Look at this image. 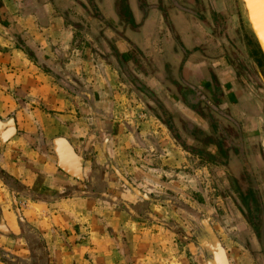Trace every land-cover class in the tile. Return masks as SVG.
<instances>
[{
	"label": "crops",
	"instance_id": "0c3cea01",
	"mask_svg": "<svg viewBox=\"0 0 264 264\" xmlns=\"http://www.w3.org/2000/svg\"><path fill=\"white\" fill-rule=\"evenodd\" d=\"M174 1L0 0V264H227L218 217L200 236L216 237L211 248L177 230L190 221L177 204L199 209L173 197L187 189L173 178L176 160L190 147L264 153V105L225 56L223 26L233 35L235 24L209 21L224 18L222 6ZM214 87L240 127L216 115L238 136L216 128L227 152L179 139L172 121L212 134L190 95L215 99Z\"/></svg>",
	"mask_w": 264,
	"mask_h": 264
},
{
	"label": "rangeland",
	"instance_id": "374dc122",
	"mask_svg": "<svg viewBox=\"0 0 264 264\" xmlns=\"http://www.w3.org/2000/svg\"><path fill=\"white\" fill-rule=\"evenodd\" d=\"M182 2L187 4V6L194 11H196L199 5H207L204 1V3L200 4L199 0H190V2L187 0V2ZM209 6H222V13L224 12V18L219 17V19L214 18L210 14V22L213 21L219 26L224 24L222 21L223 19L226 21V25L228 22L235 24L236 28L233 30V35H229L226 31L228 25L226 27L225 25L223 26L226 44V49L224 50L225 56L230 60L232 57L234 59V61L232 60L231 62L238 75V83H240L242 88L251 86L249 89H251L250 91L253 96H255L256 101L264 105V79L262 80L259 77L254 67L255 58L253 48L257 49L258 47L250 33L240 23L236 1L214 0L213 3H209ZM248 40L253 42L254 47H250ZM245 41L247 49L242 50ZM257 50H259V48ZM238 56L242 57L245 61L249 59L251 64L249 62H243V64L239 63ZM243 70H245L247 74L255 72L257 82L252 78L251 85L248 84V77ZM260 72L264 77V67ZM209 91L214 92L215 99L220 97L219 90H217L216 87H214L212 91ZM219 101L221 102V100L217 99L216 103L219 104ZM197 112L200 114L199 111ZM159 113L161 117L162 113ZM227 115L230 116V114ZM203 116H206V118ZM203 116L200 117L206 123L208 122L210 127L212 126L214 128L212 134L208 136L204 134L201 135L198 130L193 131V134H188L185 124L176 115V117L174 116V119H172V121L177 124L175 130L178 135L176 136L184 141L187 140L188 136H194L198 139H202L203 145H209V149H213L214 146L216 147V145H219L221 150L227 152L228 146L224 141L226 139H223L221 135L216 136V125L219 123L220 127L226 132L227 138H232L234 141L237 139L235 142H238V136L235 130L229 127V125L225 126L216 116L213 117L209 114H203ZM164 118L167 119V117ZM164 118L162 117V121L165 122ZM242 141L241 139V142ZM186 143L187 142L181 141L182 145H178L183 146L186 145ZM238 144L239 143H236V145ZM178 145L176 143L178 151L187 153V151L180 149ZM193 145L194 144H192V146ZM241 146L243 147V144H241ZM189 150L192 153L187 154L191 155V158L182 156L179 161L177 156L176 161L179 167L176 169V177H173L175 178V182L186 184L187 189L184 191L183 189H179L176 185L177 190H174L173 197L180 199V196H183V200L188 197V200H193L194 203H197L199 210H197L196 207H182V205L177 204L175 207L176 210L184 214L185 217L190 220L188 224L177 223V230L180 232H183V230L189 232V230L192 229L196 231L198 233L197 237L193 235L191 237V242L193 244H195V242H198V244L204 242L203 244L209 247L207 243L215 246L218 241H220L219 251H222L220 254L224 256L223 260L225 263L227 262V264H264V153H246V156L245 153H243V157H240V153H237L236 148L233 149L234 152L232 151V153L226 154L212 153L206 150L202 151L194 147H190ZM226 155L230 158H227ZM253 155L256 156L253 157ZM214 159H218V161L223 159L229 171L223 173L218 172L220 170H217L219 167L218 164L215 163L218 161H214ZM159 165L164 170L167 168L165 162L162 160H159ZM202 168H206L207 170L204 171ZM206 202L210 204L208 213H212L210 214L212 216H208L204 210ZM200 215L208 216L210 218L209 222L206 223L204 220L201 222ZM214 217L219 218L220 227H218L221 230L219 240L217 241L215 236L208 238L200 237L206 225L208 226V224L213 225V223H216V221L212 219ZM211 219L212 221H210ZM179 240L182 241V244H179V246H184V243L187 244L184 242V238ZM209 248H211V246ZM212 256L208 257L210 261H212Z\"/></svg>",
	"mask_w": 264,
	"mask_h": 264
},
{
	"label": "water",
	"instance_id": "95a60500",
	"mask_svg": "<svg viewBox=\"0 0 264 264\" xmlns=\"http://www.w3.org/2000/svg\"><path fill=\"white\" fill-rule=\"evenodd\" d=\"M173 4L176 5L174 0H171ZM236 1V8L239 15V20L242 26L247 29L250 33L251 37L254 39L257 47L260 50L261 55L264 58V0H235ZM254 67L256 72L258 73L259 77L263 80L264 77L262 76L260 69L256 63H254ZM246 73V76L249 80H251L250 74L243 70ZM252 82V80H251ZM135 83V81H134ZM143 90L144 94L150 98L152 95L149 93L148 90L145 88L140 87ZM193 97L197 100L198 103H204L206 108L208 109V114L215 117L216 115L227 120L233 126L237 128L240 133V127L236 121H234L229 115L222 112L217 104L216 101L218 98L214 99H207L204 94L196 91L195 89L192 90ZM263 93V92H262ZM215 101V102H214ZM219 130H222L219 123L216 125ZM181 144V142H180Z\"/></svg>",
	"mask_w": 264,
	"mask_h": 264
},
{
	"label": "flooded vegetation",
	"instance_id": "af4514ba",
	"mask_svg": "<svg viewBox=\"0 0 264 264\" xmlns=\"http://www.w3.org/2000/svg\"><path fill=\"white\" fill-rule=\"evenodd\" d=\"M262 58H263V56H262ZM263 61H264V58H263ZM191 134H193V133H191ZM187 138H188V139H191V140H193V141H194V140H197V142H199L198 138H196V137H194V136H193V137L188 136ZM200 140H201V139H200ZM224 154H226V153H224ZM226 156H227V158H230L228 155H226ZM214 161H216V159H214Z\"/></svg>",
	"mask_w": 264,
	"mask_h": 264
},
{
	"label": "trees",
	"instance_id": "16d2710c",
	"mask_svg": "<svg viewBox=\"0 0 264 264\" xmlns=\"http://www.w3.org/2000/svg\"><path fill=\"white\" fill-rule=\"evenodd\" d=\"M193 131H195V130H194V129H191L190 127L186 128V132H187L188 134L193 133Z\"/></svg>",
	"mask_w": 264,
	"mask_h": 264
}]
</instances>
